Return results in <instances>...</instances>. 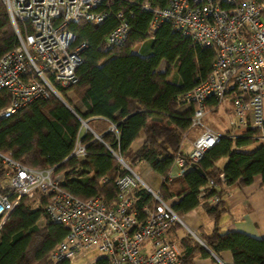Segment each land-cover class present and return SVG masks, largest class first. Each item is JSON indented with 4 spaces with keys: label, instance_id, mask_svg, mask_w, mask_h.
I'll list each match as a JSON object with an SVG mask.
<instances>
[{
    "label": "trees",
    "instance_id": "16d2710c",
    "mask_svg": "<svg viewBox=\"0 0 264 264\" xmlns=\"http://www.w3.org/2000/svg\"><path fill=\"white\" fill-rule=\"evenodd\" d=\"M149 1L155 10L165 8L169 2ZM99 11L109 13L100 25L86 21L69 25L77 36V44H86L87 48L78 70V83L61 88L68 107L51 97L36 101L10 118L0 117V154L31 169L57 167V172L65 174L63 189L67 193L82 201L99 196L108 205H114L118 197L116 180L127 173L113 152L131 168L144 162L165 179L159 194L180 217L204 201L206 213L215 223L213 233L201 237L204 246L191 237L182 241L181 264H192L197 255L209 256L208 249L216 255L230 251L234 264H264V237L257 239L241 232L223 234L219 228L227 212L223 200L225 186L248 187L260 176L264 187V143L260 141V130L249 129L240 136L231 132L221 135L198 164L203 174L191 169L184 176L168 179L177 155H183L182 140L192 130V110L179 111L185 106L182 96L210 76L215 51L193 45L191 38L169 22L153 29V13L144 9L143 0H109ZM119 13L129 22V38L121 47L108 48L105 39L118 26ZM16 45L13 25L0 2V58ZM163 61L167 65L161 73ZM175 71L180 83L169 80ZM71 91L85 112L73 105L67 96ZM10 103L11 96L0 92V113ZM209 104L213 110L219 105L214 100ZM87 120L93 131V121L98 125H116L119 141L114 134L107 133L102 137L103 143L87 132L82 143L88 145L89 156L83 161L67 160L79 139L82 122ZM140 139L143 143L135 151L133 144ZM222 159L228 162L221 169L217 164ZM5 176L6 170L0 169V194L4 193L1 184ZM214 196L220 201L208 205L207 201ZM136 199L134 210L143 220L144 209L154 206L156 201L144 189L137 191ZM47 204L48 199L40 194L20 200L0 230V264H48L67 229L46 219ZM43 219L45 224L40 226Z\"/></svg>",
    "mask_w": 264,
    "mask_h": 264
},
{
    "label": "built area",
    "instance_id": "2783aa9c",
    "mask_svg": "<svg viewBox=\"0 0 264 264\" xmlns=\"http://www.w3.org/2000/svg\"><path fill=\"white\" fill-rule=\"evenodd\" d=\"M106 1L0 0L17 38L16 47L0 58V92L11 96L1 118H10L38 100L55 97L62 101L61 88H71L79 81L78 70L87 48L77 44L69 25L80 21L102 24L109 13L99 8ZM143 7L153 13V29L169 22L191 38L193 45L211 48L216 54L210 76L182 96L193 113L191 129L203 130L188 155H177L174 168H179V175L199 164L220 140L221 134L204 125L211 100L219 103L218 110L229 105L225 111L232 119L231 135L260 130L264 143V0H169L165 8L156 10L149 0H143ZM116 18L118 26L105 39L108 48L121 47L129 38L126 16L119 13ZM82 124L90 130L84 121ZM107 133L119 141L116 125L109 124ZM96 139L103 142L102 137ZM87 148L78 139L67 160H85ZM113 154L127 172L116 180L119 192L114 205L99 196L82 201L67 193L63 189L65 174L57 172V167L31 169L0 154V169L6 170L1 184L0 230L22 198L40 194L48 199L46 219L67 229L48 264H78L92 252L99 256L84 264H181L180 248L168 238L173 227L183 225L181 217L159 191H152L120 155ZM174 178L170 172L168 179ZM221 180L226 185L224 175ZM210 186L215 185L211 182ZM140 189L149 191L156 201L144 209L143 220L134 210ZM210 201L216 205L220 199L214 196Z\"/></svg>",
    "mask_w": 264,
    "mask_h": 264
},
{
    "label": "crops",
    "instance_id": "0c3cea01",
    "mask_svg": "<svg viewBox=\"0 0 264 264\" xmlns=\"http://www.w3.org/2000/svg\"><path fill=\"white\" fill-rule=\"evenodd\" d=\"M166 65H167L166 61H163L159 67V72L164 73L166 70ZM169 80H174L175 82L180 83V78L176 73V71L173 73L171 77H169ZM80 105L81 106L79 107V109L82 112H85L86 111L85 108L82 106L81 103ZM187 109L189 108L181 107L179 111L182 112ZM97 120L98 119H96V121ZM84 122L88 125L89 121L87 120ZM103 125L104 128L102 132L99 134L91 130L89 125L88 127L90 130H88L82 124L79 139L82 140L84 136L87 134V132H92L95 138L96 136L103 137L105 134H107L109 123ZM228 132H230V128ZM142 143H143V139L136 141L133 144V149L137 151L141 147ZM247 149H253V147H248ZM182 153L183 155H188L190 151L185 152L182 149ZM220 162L217 164V166L222 169L227 164L228 159H226L223 166H221ZM134 168L135 170L141 169L143 172L144 171L149 172L150 170L153 171L144 162L137 163V165ZM189 171L190 170L186 171V173ZM171 172L175 176V178L180 177L179 168L173 167ZM135 173L139 176V174L136 171ZM157 175L159 177L160 184L158 185L156 191L160 189L163 178L161 175L159 174ZM223 200L225 203V207L227 208V212L223 215V217L220 220L219 228L221 233L225 234L228 232H241L257 239H261L264 237V187L262 186V178L260 176L256 177L254 183L248 187L231 188L225 186V195L223 197ZM203 204H205L204 201ZM203 204L200 205L195 210L183 215L182 216L183 225L172 228L168 233V238L179 246L181 254L184 252L181 245H182V241L185 238L187 237H191L192 239L196 238V240L198 239L199 240L198 242L203 245V241L201 239L202 235H211L215 229V223L207 215ZM207 204L211 206L212 202L208 200ZM208 251L210 252L209 256L197 255L194 258L192 264H234L233 255L230 251H224L220 255H216L213 251L209 249Z\"/></svg>",
    "mask_w": 264,
    "mask_h": 264
},
{
    "label": "rangeland",
    "instance_id": "374dc122",
    "mask_svg": "<svg viewBox=\"0 0 264 264\" xmlns=\"http://www.w3.org/2000/svg\"><path fill=\"white\" fill-rule=\"evenodd\" d=\"M67 96L73 100L74 106H77V107L81 106L79 100L76 98V96L74 94V91L68 92ZM62 98H63L62 101L67 103L66 98L64 96H62ZM227 106H229V105L228 104L224 105L220 110L210 109L209 114L204 119V125L206 127L211 128L212 130H214L218 134H221V135L226 134L230 128L229 125H230V120H231V118L229 117L230 112L225 111L228 108ZM184 107H186V106H184ZM91 124L97 133L102 132V130L104 128L103 124L98 125V123L95 121H93ZM96 125H98L99 127L96 128ZM202 130L203 129L201 127H198L196 129H192L187 135H185L183 140H182L183 145H182L181 150L183 149V151H185V152L191 151L194 141L200 136ZM225 161H226V159H223L220 162L221 166L224 165ZM132 169L139 174V176L141 177V179L143 180V182L147 186H149L154 191L157 190V187L160 184V180H159L158 175L155 172H153L151 170L149 172H146V171L143 172L141 169L135 170L134 167ZM181 219L183 220V217H181ZM39 224H40V226H43L45 224V219L40 221ZM193 240H196V238H193ZM196 241L198 242L199 240L197 239ZM98 256H99L98 252H92L89 255L84 256L78 264L87 263L90 259L91 260L96 259Z\"/></svg>",
    "mask_w": 264,
    "mask_h": 264
},
{
    "label": "water",
    "instance_id": "95a60500",
    "mask_svg": "<svg viewBox=\"0 0 264 264\" xmlns=\"http://www.w3.org/2000/svg\"><path fill=\"white\" fill-rule=\"evenodd\" d=\"M63 102V101H62ZM64 103V105H66L67 106V104L65 103V102H63ZM68 107V106H67ZM99 140V139H98ZM192 169H197L201 174H203V171L201 170V169H199L198 168V164H194L193 166H192Z\"/></svg>",
    "mask_w": 264,
    "mask_h": 264
}]
</instances>
